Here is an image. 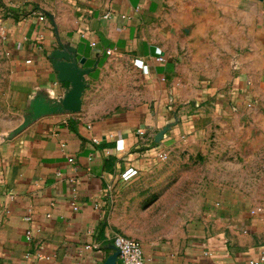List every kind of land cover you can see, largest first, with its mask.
<instances>
[{
	"label": "crops",
	"instance_id": "0c3cea01",
	"mask_svg": "<svg viewBox=\"0 0 264 264\" xmlns=\"http://www.w3.org/2000/svg\"><path fill=\"white\" fill-rule=\"evenodd\" d=\"M0 35L19 99L0 132V264H106L156 150L247 105L264 71V0H0ZM71 55L88 70L77 112L57 69ZM138 240L145 264H249L264 206L208 201L181 233Z\"/></svg>",
	"mask_w": 264,
	"mask_h": 264
},
{
	"label": "rangeland",
	"instance_id": "374dc122",
	"mask_svg": "<svg viewBox=\"0 0 264 264\" xmlns=\"http://www.w3.org/2000/svg\"><path fill=\"white\" fill-rule=\"evenodd\" d=\"M12 58L0 35V132L10 128L19 110ZM246 86L251 94L247 105L204 120L197 138L180 140L166 151L167 160L152 173L158 180L140 189L146 197L129 201L126 236L166 239L179 234L208 201L227 208L264 206V71ZM128 190L130 195L137 191Z\"/></svg>",
	"mask_w": 264,
	"mask_h": 264
},
{
	"label": "built area",
	"instance_id": "2783aa9c",
	"mask_svg": "<svg viewBox=\"0 0 264 264\" xmlns=\"http://www.w3.org/2000/svg\"><path fill=\"white\" fill-rule=\"evenodd\" d=\"M109 14L106 13L104 17H108ZM44 17L43 15L39 14V19L42 20ZM92 44H94L92 42ZM109 52V51H107ZM159 60H163L162 57L158 58ZM146 131L144 129H137V136L140 138H146ZM155 138V137H154ZM159 143V142H157ZM167 152L163 149L156 150V157L160 161L167 160ZM135 172L130 169L125 174V178H129ZM32 234L30 231L26 232V239L28 241L31 240ZM112 244L117 248L118 255L117 259H119L121 264H145V258L143 255V246L140 240L136 238H131L122 234H116L113 237ZM249 264H264V250L258 253L256 256L251 257L249 259Z\"/></svg>",
	"mask_w": 264,
	"mask_h": 264
},
{
	"label": "water",
	"instance_id": "95a60500",
	"mask_svg": "<svg viewBox=\"0 0 264 264\" xmlns=\"http://www.w3.org/2000/svg\"><path fill=\"white\" fill-rule=\"evenodd\" d=\"M57 69L59 71V77L62 80H67L72 83V88L63 99L62 106L66 110L77 112L81 108V95L85 86L82 76L84 73H87L88 70H80L77 68V62L75 61L74 55L66 58L65 62L58 63ZM169 127L170 126L167 125L159 131L155 135L154 141L159 142ZM111 248L113 249V254L108 257L106 264H113L117 259V248L113 244L111 245Z\"/></svg>",
	"mask_w": 264,
	"mask_h": 264
}]
</instances>
